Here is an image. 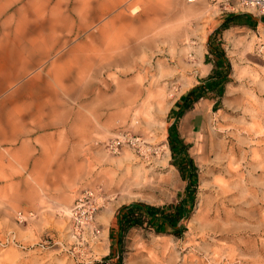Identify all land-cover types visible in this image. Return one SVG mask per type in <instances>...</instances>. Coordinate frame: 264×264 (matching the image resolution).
<instances>
[{
	"label": "rangeland",
	"instance_id": "374dc122",
	"mask_svg": "<svg viewBox=\"0 0 264 264\" xmlns=\"http://www.w3.org/2000/svg\"><path fill=\"white\" fill-rule=\"evenodd\" d=\"M234 14L245 24L220 29ZM260 17L237 0H0V61L30 40L57 43L35 44L42 56L0 90V101L46 94L39 117L33 104L20 122L68 145L46 150L38 166L46 170L31 172L9 170L11 150L0 147V167L23 178L12 189L0 179V264H264ZM210 37L225 54L228 82L217 102L183 115L177 103L211 67ZM173 122L193 165L184 175L168 143ZM74 143L80 165L70 180L65 167L53 169ZM181 201L189 206L175 231L118 234L122 205Z\"/></svg>",
	"mask_w": 264,
	"mask_h": 264
},
{
	"label": "crops",
	"instance_id": "0c3cea01",
	"mask_svg": "<svg viewBox=\"0 0 264 264\" xmlns=\"http://www.w3.org/2000/svg\"><path fill=\"white\" fill-rule=\"evenodd\" d=\"M253 19V18H252ZM261 20L262 17H260ZM254 20V19H253ZM49 44L51 45L49 48L54 47L57 43L55 41H34L30 40L29 47L23 43V45H19L17 49L14 50V57L11 58H5L0 61V74L6 73L8 76L6 79L0 80V90L5 89L6 85H10L14 80H17V75L20 73H25L26 70L22 71V68L24 66H29L30 64H34L35 57H41V54L37 52L36 56V47L35 44ZM28 44V43H27ZM31 45V46H30ZM43 49H48L46 47H43ZM48 51V50H46ZM40 52V51H39ZM79 55V54H78ZM77 56V54L68 53L67 58ZM212 68L209 69V72ZM25 69V68H24ZM209 72L204 76L209 74ZM13 74L12 78L10 77ZM204 79L197 82L194 86L199 85L200 83H203ZM14 90H20V87L14 89ZM45 93V92H44ZM46 94L41 96L40 99H31L26 98L22 100L17 101H0V107L1 109H6L5 111V117L4 120L6 121V127L3 128L0 126V147H7L11 150V156H12V164L14 167H12L11 171L14 172H31V171H37V170H46L44 168L38 167L39 165H42L44 163V160L42 157L45 154L46 150L54 149L57 151V154L62 151V147H68L67 144H64L61 142V135L60 133H52V132H25V127L21 121L22 114L25 113V111H28L30 107L35 104L36 113L35 116L39 117L44 105L50 104L49 101L46 99ZM56 98L60 97L59 93H55L54 97ZM202 100H208V98H200L196 102H194L185 112H183V115L189 114L192 112L194 106H196L197 103L201 102ZM11 105V106H9ZM9 106V108H8ZM9 110H8V109ZM11 108V109H10ZM180 108V105H179ZM66 111V110H65ZM190 120L196 119V113L189 115ZM180 119V116L177 117ZM187 119V118H186ZM186 119L181 124V131L187 132L186 130ZM83 123V122H82ZM86 125V124H85ZM84 123L82 124L83 130H88L89 126L86 125L85 129ZM38 128H44L38 127ZM83 135V134H82ZM81 135V136H82ZM88 135V136H87ZM86 137H89V133H87ZM77 150L81 152V149H76L75 143L70 146V150L66 153L64 160L59 162L55 169H53L54 173L56 175H60V171L64 169V173L66 176V179L74 180L76 179L75 172L76 169H78L79 163L76 161ZM56 154V153H55ZM0 165H2V162H0ZM0 179H3L5 181V187L7 188H16L15 184L22 181V177L15 176V175H6L5 169L0 167Z\"/></svg>",
	"mask_w": 264,
	"mask_h": 264
},
{
	"label": "trees",
	"instance_id": "16d2710c",
	"mask_svg": "<svg viewBox=\"0 0 264 264\" xmlns=\"http://www.w3.org/2000/svg\"><path fill=\"white\" fill-rule=\"evenodd\" d=\"M240 18L241 16L237 14L228 16L226 21L220 26V29L234 25H244L245 23ZM208 44L209 51L214 53V58L211 62L212 68L206 78H204V82L189 89L177 103L178 106L180 105L181 113L185 112L200 98L213 99L217 102L228 82L229 64L223 50L217 46V43H212L211 37L208 40ZM168 143L171 155L177 159V162L173 163V165L184 175L186 168H192L193 165L190 159H185L181 155L185 152L186 145L179 139L175 122L168 127ZM187 193L193 195L189 189ZM184 203L181 201L166 206H152L142 202L124 204L116 215L118 234L124 233L133 227H152L157 232H163L170 228L175 231L176 225L185 214V208L189 206Z\"/></svg>",
	"mask_w": 264,
	"mask_h": 264
},
{
	"label": "built area",
	"instance_id": "2783aa9c",
	"mask_svg": "<svg viewBox=\"0 0 264 264\" xmlns=\"http://www.w3.org/2000/svg\"><path fill=\"white\" fill-rule=\"evenodd\" d=\"M193 2L194 0H187ZM241 5L247 6L255 10L258 15L264 16V0H237ZM92 195V193H90ZM17 218L21 221L24 220V214L20 211L17 212Z\"/></svg>",
	"mask_w": 264,
	"mask_h": 264
},
{
	"label": "bare ground",
	"instance_id": "6f19581e",
	"mask_svg": "<svg viewBox=\"0 0 264 264\" xmlns=\"http://www.w3.org/2000/svg\"><path fill=\"white\" fill-rule=\"evenodd\" d=\"M85 57V56H84ZM100 57V56H99ZM101 60H102V58H101ZM109 60V59H108ZM110 60H112V62H115V61H120L121 60V57L118 55V56H116V55H114L113 57H111V59ZM104 62V61H103ZM111 62V61H110ZM109 62V63H110ZM102 63V62H101ZM100 63V64H101ZM203 71H205V69H202ZM84 87V86H83ZM87 87V86H86ZM232 162H233V157H230L229 158V160H228V163H227V168H228V170L230 171V173H231V175L232 176H237L238 175V170H237V167L235 168V167H233L232 166ZM225 182H222V184H220V186H222L223 188H224V186H225ZM221 187V188H222Z\"/></svg>",
	"mask_w": 264,
	"mask_h": 264
}]
</instances>
